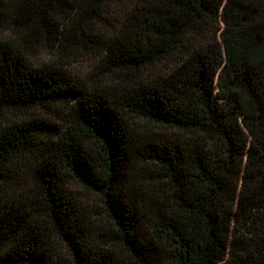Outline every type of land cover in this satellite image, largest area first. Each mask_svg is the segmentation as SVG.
I'll return each mask as SVG.
<instances>
[{"label": "trees", "instance_id": "16d2710c", "mask_svg": "<svg viewBox=\"0 0 264 264\" xmlns=\"http://www.w3.org/2000/svg\"><path fill=\"white\" fill-rule=\"evenodd\" d=\"M0 264H264V0H0Z\"/></svg>", "mask_w": 264, "mask_h": 264}, {"label": "rangeland", "instance_id": "374dc122", "mask_svg": "<svg viewBox=\"0 0 264 264\" xmlns=\"http://www.w3.org/2000/svg\"><path fill=\"white\" fill-rule=\"evenodd\" d=\"M23 42L21 41L20 39H15V41L13 42L14 45L19 44ZM21 46V45H20ZM40 59H44L46 60V56L44 57L43 55L41 56ZM70 69L73 73L81 76L82 78H87V77H90V73L88 72L89 69L87 67V64L86 63H83L80 61V59H78L76 62L73 63V65L70 66ZM77 192H81V193H84L85 191L81 190L80 188H77L76 190ZM96 206H97V203H94Z\"/></svg>", "mask_w": 264, "mask_h": 264}]
</instances>
